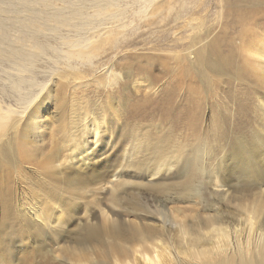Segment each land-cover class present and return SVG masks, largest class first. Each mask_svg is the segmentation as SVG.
Wrapping results in <instances>:
<instances>
[{
  "label": "rangeland",
  "instance_id": "374dc122",
  "mask_svg": "<svg viewBox=\"0 0 264 264\" xmlns=\"http://www.w3.org/2000/svg\"><path fill=\"white\" fill-rule=\"evenodd\" d=\"M20 1L0 0V23L6 33L0 25V264H114L102 252L83 251L79 256L77 249L82 247L73 233L84 221L101 224L102 212L111 216L117 207L141 212L157 209L162 222L154 221L152 227L162 233L161 242L172 251L180 242L178 223L210 212L201 203L227 206L223 209L229 219L238 223L239 241L254 240L257 234L243 224L246 212L234 200L212 195L211 162L205 161L206 168L201 164L193 169L183 158L194 130L199 135V152H207L217 140L219 144L215 137L220 126L228 136L237 134L251 142L261 131L253 77L261 72L255 69L252 52L264 43V0H224L220 6L216 5L219 0H206V10L191 16L193 26L174 0H116L113 10L120 12V22L107 15V7L96 17L106 0H26V7H20ZM162 2L164 10L158 8ZM63 6L78 7L81 19L73 18L54 30L45 25L37 34L39 46L31 37L18 40L20 25L34 11L43 17ZM225 12L231 15L226 17ZM237 12L248 15L243 30L233 25L232 14ZM80 20L87 24L78 30L75 24ZM194 32L203 35V44L217 36L222 45L232 40L231 63L245 66L247 77H238L230 64L213 73L212 81L205 79L203 68L190 58L192 54L187 55ZM77 38L85 43L84 51L94 56L74 60L70 67L63 58L72 50L66 40ZM15 49L29 52L32 58L16 62ZM177 53L186 59L179 61ZM19 78L25 79L15 85ZM101 120L116 123L124 139L110 142V148L104 144L109 140L97 141L101 129L95 136L92 126ZM159 136L167 141L164 158L148 157L142 167H136V159L129 157L132 143L144 149L146 141ZM74 139L77 144L84 139L83 145H74ZM88 145L93 151L89 161L99 160L104 171L118 169L126 176L124 181L133 180L134 173L156 172L174 154L179 158L170 169L147 177L158 183L160 191L126 185L116 194L109 188L77 193L67 188L66 181L79 163L77 157L85 153L82 146ZM191 174V185L198 192L193 201L186 183ZM177 207L186 208L185 217L181 218Z\"/></svg>",
  "mask_w": 264,
  "mask_h": 264
},
{
  "label": "bare ground",
  "instance_id": "6f19581e",
  "mask_svg": "<svg viewBox=\"0 0 264 264\" xmlns=\"http://www.w3.org/2000/svg\"><path fill=\"white\" fill-rule=\"evenodd\" d=\"M115 1L116 0H106V4L98 9L96 17L100 15L102 9L107 7L110 8L107 15H110L109 17L113 20L120 22L119 19L122 17L120 12L113 10ZM174 1V3H178L176 8L179 7V9L182 10L189 25H192L190 24V19L196 11L202 12L204 9L206 10V0ZM220 1L224 0H219L216 5L220 6ZM20 2V7H26L28 3L26 0ZM63 7L64 9L47 13L43 17H39L38 12L34 11V16L20 25V35L17 37L18 40L22 41L25 38L31 37L34 46H39L37 45L39 44V41L36 39L37 34L42 31L45 25H48L45 26V28L54 30L58 25H67L71 23L73 18L81 19L82 12L78 7ZM158 8L164 10L165 7L163 2L158 4ZM225 15L229 17L231 12H225ZM202 17H206V15L204 14ZM247 19L248 15H244L243 12L232 14L233 25L240 27L242 30L245 29L249 23ZM117 22L111 21V23L114 24ZM82 24H87V21L80 20L75 24V27L79 30ZM0 25H2L4 29L5 36V25L3 22H1ZM191 28L194 29L196 26ZM194 33V36L190 40V45L193 48L187 55L190 56L192 54L190 58L192 60L194 59V63L203 68L202 73L205 79L207 78L212 81L210 78L213 73L218 74L232 64L233 42L228 39L222 45L219 36H217L211 37L212 39L207 40L204 42L205 44H203L202 42L206 40L203 35L199 32ZM66 44L72 47V50L63 56L67 65L70 67H72L71 63L72 61L74 62V60L75 62L77 59L89 60L91 56H94L92 51H84L83 48L85 43L83 44L81 39L66 40ZM13 52L16 62L32 58L29 52L22 49H15ZM177 54V59H179V61L186 59V55ZM252 55L254 57L255 69L261 72H256V74L253 75L254 83L256 81L254 85L256 101H258L263 119V125L261 124L262 128L257 138L255 137L256 139H253L251 142L237 134L228 136L222 128L220 129V126L219 133L215 137L220 140L219 144L217 140L213 148H208L207 152H199V135L195 136L194 130V138L189 140L187 146L184 147L186 155L183 159L193 169L201 168V164L206 168L207 165L205 161L211 162L208 175L212 178H210L211 181H209L213 187L211 190L213 193L212 195L218 196L225 201L230 198L231 200L229 199V201L234 200L235 206L241 207V209L246 212V215H243L247 223L243 224H247L246 226H248L247 228H249L250 232L254 230L255 234H257L255 239L251 240L247 238L244 242L239 241L240 238H238V234L240 232L238 233L239 230H237L239 227H236L238 223H235V225L233 223V218H231L232 222L230 221L231 219L229 218L231 216L223 209L227 206L221 207L219 205L220 203H218V205L213 203V205L209 204L208 207H205V205L201 203V207L209 209L210 212L206 213L204 216L198 213L191 221L185 222L181 220V222L178 223L180 242L177 247H174L175 249L173 248L174 251H172L163 241L161 242L162 233L153 228L156 221L157 223L159 221L162 222V217H160V212H158L157 209H155V212H141V210L133 211L126 207H117L116 209L114 208V213L111 216L102 212L100 216L101 224L84 221L75 230L73 233L75 242L82 247V249H77L79 256H81L83 251L89 253L102 252L104 257L113 259L114 264H264V43H262L260 47L254 48ZM232 65L235 66V74L241 79H245L249 74L245 66ZM19 66L20 69L24 68L23 65L19 64ZM24 79L19 78L14 84L20 85ZM169 115L173 118L174 114L169 113ZM173 119L175 120V118ZM95 122L96 124L92 126L95 136L101 129L99 138H96L97 141H101L102 137L105 141L109 140L108 144L104 142L105 145H109V148L110 142L119 141L121 140L120 138H123V135H121L117 129L118 125L116 123H105L102 120L101 122ZM119 128L122 130L120 126ZM130 128L132 129L133 127ZM125 140H127V138ZM73 141L74 145H79V143L83 145L84 143V139L80 140L78 144L75 139ZM132 144L129 157L132 156L133 159H136L133 161L136 167H142L141 165L148 157L150 159L162 160L161 157H163L162 155L167 146V141H165L162 136L156 139H150L143 145L144 149L141 144L139 145L135 142ZM90 149V145L86 148L82 146V150L85 153L80 158L79 156L77 157L76 162L79 163L73 168V175L66 181L67 188L77 193H92L95 190L103 191L109 188L110 193L116 194L119 189L126 185L144 187L149 191H160L158 189V183L149 182L147 177L160 173L159 170L161 169L164 171L170 169L177 163L179 158L174 154L173 159L169 161L167 165L158 167L156 172L151 173L148 171L147 175L134 173L131 174L133 180L124 181L122 178L126 176L118 172V169L114 170V168L111 167L104 171L99 164V160L94 161L96 163L90 162L89 160L92 158L93 154V151L89 152ZM131 151H139L140 155H133ZM144 152H148V154H144ZM194 155H196V157H194ZM147 168L149 169V167ZM165 176L164 173L161 177L165 178ZM191 176L192 174L190 178L186 180V183L191 191L189 198L193 201L192 198L196 197L198 192L195 186L191 185ZM108 177L110 178L109 180ZM165 198L168 201L172 200L170 196H165ZM187 198L185 199L187 200ZM117 199L116 196H113L112 200L115 202ZM194 202L197 203L196 201ZM227 203L225 202V204ZM197 204L200 205V203ZM175 209L178 214H181V218L186 216L183 211V209H186L185 207H177ZM92 217L93 216H91V218ZM154 221L155 223H153ZM70 250H72V248ZM119 256H123V259L120 260ZM96 263L97 261H90V264Z\"/></svg>",
  "mask_w": 264,
  "mask_h": 264
}]
</instances>
